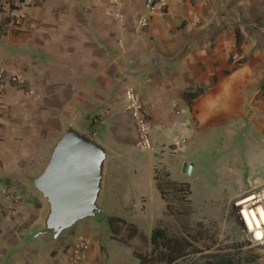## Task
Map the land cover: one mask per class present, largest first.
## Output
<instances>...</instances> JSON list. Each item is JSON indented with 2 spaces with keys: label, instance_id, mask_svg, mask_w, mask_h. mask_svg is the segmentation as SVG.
Here are the masks:
<instances>
[{
  "label": "crops",
  "instance_id": "1",
  "mask_svg": "<svg viewBox=\"0 0 264 264\" xmlns=\"http://www.w3.org/2000/svg\"><path fill=\"white\" fill-rule=\"evenodd\" d=\"M143 3L25 0L19 26L0 21V71L20 80L0 97V205L12 210L0 218V264H67L78 240L87 244L79 264H140L136 251L150 249L167 217L156 172L190 183L188 174L202 176L199 145L212 144L222 150L213 157L225 158L222 189L264 169V0H170L136 31ZM128 87L143 104L153 151L136 146ZM70 128L106 151L100 212L54 238L41 232L49 205L33 179ZM107 215L136 224L147 240L114 233Z\"/></svg>",
  "mask_w": 264,
  "mask_h": 264
},
{
  "label": "water",
  "instance_id": "2",
  "mask_svg": "<svg viewBox=\"0 0 264 264\" xmlns=\"http://www.w3.org/2000/svg\"><path fill=\"white\" fill-rule=\"evenodd\" d=\"M105 157L100 144L75 129L66 130L56 141L44 170L33 179L49 205L42 233L56 238L78 220L100 212ZM191 168L192 164L190 172Z\"/></svg>",
  "mask_w": 264,
  "mask_h": 264
},
{
  "label": "rangeland",
  "instance_id": "3",
  "mask_svg": "<svg viewBox=\"0 0 264 264\" xmlns=\"http://www.w3.org/2000/svg\"><path fill=\"white\" fill-rule=\"evenodd\" d=\"M260 93L264 95L262 90ZM222 134L223 132L219 131L216 133V137ZM199 146L200 148L196 151V156L193 157V161L196 159L197 163L200 164L202 176L194 178L196 172L188 174V181L190 182L191 188L190 197L194 209V212L191 214V219L192 221L201 220L207 238H202L196 242V245L202 249L201 252L191 253L185 258L180 259L177 264H188L193 260L200 262L201 258L199 256L211 250L207 248L209 245H212L214 248L219 244L236 243L243 244L242 250L251 247V252H254L256 255L255 263L264 264V242L262 244H256L250 241L252 240V235L245 229L243 223H241L242 221L237 212L238 207L235 205L238 200L264 186V169L258 168L253 170L251 177L243 184L242 188L222 189L217 178L224 174L221 164L225 158L213 157L221 154L222 150H215L212 147L215 144L209 147ZM250 146V143L246 145L247 152L250 151ZM241 150H243L242 146L236 152H240ZM256 159L254 157L253 161ZM162 224L171 231H174L178 225L175 218L168 214ZM142 225H146V223L142 222Z\"/></svg>",
  "mask_w": 264,
  "mask_h": 264
},
{
  "label": "trees",
  "instance_id": "4",
  "mask_svg": "<svg viewBox=\"0 0 264 264\" xmlns=\"http://www.w3.org/2000/svg\"><path fill=\"white\" fill-rule=\"evenodd\" d=\"M263 91V90H262ZM157 188L166 203V213L175 218L178 225L174 231L169 230L159 221L148 238L150 249L137 252L140 264H177L180 259L191 253L201 252L202 249L196 242L207 238L201 220L192 221L194 212L191 202V188L188 182L174 181L166 172H156ZM106 220L114 233H119L123 228L125 237L138 235L142 240L147 237L140 231L136 224L126 222L116 215H107ZM243 244H219L216 247L207 246L209 250L201 254L200 262L193 260L188 264H256V255L251 252V247L242 250Z\"/></svg>",
  "mask_w": 264,
  "mask_h": 264
},
{
  "label": "built area",
  "instance_id": "5",
  "mask_svg": "<svg viewBox=\"0 0 264 264\" xmlns=\"http://www.w3.org/2000/svg\"><path fill=\"white\" fill-rule=\"evenodd\" d=\"M25 0H0V21L9 28H16L19 26L23 20V15L17 13L21 6L24 4ZM170 0H144V13L141 14L135 24V30L138 31L148 24V15H152L158 12H163L168 6ZM105 14L112 15L115 18H122L123 14L118 11H106ZM20 82L18 76L5 74L0 71V97L4 93V89L8 83H18ZM1 108L2 103L0 100V118H1ZM124 110L131 116L132 121L136 127L137 131V141L136 146L140 149L146 151L155 150V145L153 143L150 129L147 123V116L140 100L138 93L133 88H126L124 91ZM264 186L256 191H253L251 195H257L260 198L258 203L262 202L264 199ZM243 199V198H242ZM241 200V199H240ZM238 200L235 205L240 201ZM238 207V206H237ZM239 218L241 220L240 209L237 208ZM11 207H5L0 205V218L4 216L11 215ZM245 229L251 233L252 240L256 244H262L264 238L261 240H255L253 232L245 227ZM87 244L84 240H78L76 245L73 247L71 255L68 259L67 264H79L82 259L84 252L86 250Z\"/></svg>",
  "mask_w": 264,
  "mask_h": 264
},
{
  "label": "bare ground",
  "instance_id": "6",
  "mask_svg": "<svg viewBox=\"0 0 264 264\" xmlns=\"http://www.w3.org/2000/svg\"><path fill=\"white\" fill-rule=\"evenodd\" d=\"M258 201L260 198H257V195L249 194L237 203L240 209L241 223L253 232L255 240L264 238V199L260 203Z\"/></svg>",
  "mask_w": 264,
  "mask_h": 264
}]
</instances>
